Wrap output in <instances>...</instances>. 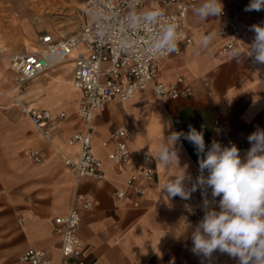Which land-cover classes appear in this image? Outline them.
Masks as SVG:
<instances>
[{"label": "crops", "instance_id": "0c3cea01", "mask_svg": "<svg viewBox=\"0 0 264 264\" xmlns=\"http://www.w3.org/2000/svg\"><path fill=\"white\" fill-rule=\"evenodd\" d=\"M249 2L222 0L228 13L247 25L237 40L238 57L220 53L224 42L218 36L223 26L221 17L200 21L196 9L188 13L185 29L194 41L157 63L156 80L168 84L181 76L192 88L189 95L160 101L148 85L126 101L114 99L93 115L95 153L105 175L99 180H76L62 159V153L70 155L78 150L66 140L83 127L75 113L80 93L71 84L73 63L66 60L51 67L21 92L0 53V104L9 102L1 95L9 91L32 107L67 113V119L52 133L51 143L18 109H0V264H27L20 262L19 255L28 246L46 249L52 264H57L60 235L55 231L54 217L67 211L75 192L94 201L93 209L81 211L77 231L87 264H237L227 254L216 253L211 260L194 255L191 230L202 218V208L191 212L184 201L169 199L161 191L170 177L192 170L198 160L194 146L186 140L177 146L180 168L175 164L166 168L154 157L164 136L170 131L187 132L189 125L198 131L203 127L208 145L217 139L215 122L223 124L242 156L250 147L247 136L257 127L264 128V65L247 58V45L254 36L249 29L264 24V11H244ZM201 3L203 0H198L197 7ZM34 35L28 33L25 24L0 14L2 44L14 46L22 37ZM206 36L211 39L204 44ZM70 106L72 114L67 110ZM123 125L132 133L128 140L131 167L141 164L142 154L151 157L154 176L145 183L143 196L122 186L125 175L119 174L107 157L113 147L111 136ZM31 147L42 151L45 165L35 164L28 157ZM115 186L124 189V198L113 196Z\"/></svg>", "mask_w": 264, "mask_h": 264}, {"label": "built area", "instance_id": "2783aa9c", "mask_svg": "<svg viewBox=\"0 0 264 264\" xmlns=\"http://www.w3.org/2000/svg\"><path fill=\"white\" fill-rule=\"evenodd\" d=\"M154 5L147 7V3ZM198 0H85L83 10L85 20L79 27L65 35L44 31L37 35V48L13 50L5 54L9 69L13 72V81L19 91H24L27 84L38 75L56 64L71 60L73 63L72 84L79 91L76 116L83 122V127L73 132L66 140L70 147L76 146L74 154L62 153L63 163L74 172L75 179L90 177L99 180L105 178L101 160L95 153L93 142V115L105 109L114 99L126 101L150 85L160 101L185 97L191 89L183 77H177L172 83L156 80L157 63L182 50L183 45L193 43L186 31L187 15L197 8ZM154 10L161 12L155 20H148L145 14ZM223 26L218 36L224 41L220 47L222 55H231L237 50L240 39L247 25L231 16L227 9L220 16ZM169 24L177 25V51L167 53L154 48L163 29ZM9 102L0 104V109L9 112L18 109L25 114L34 128L49 142L53 143L52 133L67 119V113L61 110L53 113L50 108L32 107L17 95L1 93ZM214 131L222 145H229L226 127L215 122ZM131 130L123 125L111 136L113 147L107 157L116 171L125 175L122 186L135 195L143 196L145 183L152 180L154 168L150 166L151 157L142 154L141 164L131 167V154L128 140ZM106 146V140L102 142ZM33 163L42 165L44 156L39 148L31 147L27 151ZM198 160L186 176L193 181L198 175ZM117 199L125 196L120 186L112 192ZM67 211L54 217L55 231L60 235L57 264H87L77 234L81 211L94 208V201L87 199L80 192H75ZM210 197V190H209ZM184 201L195 212L203 203L200 190L192 193ZM134 206L138 202H133ZM20 262L27 264H52L49 253L44 248L26 247L19 255Z\"/></svg>", "mask_w": 264, "mask_h": 264}, {"label": "clouds", "instance_id": "9594fccd", "mask_svg": "<svg viewBox=\"0 0 264 264\" xmlns=\"http://www.w3.org/2000/svg\"><path fill=\"white\" fill-rule=\"evenodd\" d=\"M244 11H264V0H250ZM223 13L222 0H203L196 8L200 21ZM160 15V11L154 10L145 17L155 20ZM249 30L254 36L247 45V58L264 65V24H254ZM210 39L211 36H206L203 43ZM177 44V25L169 24L154 48L171 53L177 51ZM232 55L238 57V50L234 49ZM182 140L195 148L198 175L194 181L185 172L172 176L161 191L169 199L178 196L189 200L193 192L200 190L203 216L191 230L192 253L203 260H211L219 253L227 254L237 264H264V128L257 127L247 136L250 147L242 156L234 143L222 145L213 139L206 145L203 127L198 131L189 125L187 132L170 131L164 136L154 157L156 162L166 168L173 164L180 168L177 146Z\"/></svg>", "mask_w": 264, "mask_h": 264}, {"label": "rangeland", "instance_id": "374dc122", "mask_svg": "<svg viewBox=\"0 0 264 264\" xmlns=\"http://www.w3.org/2000/svg\"><path fill=\"white\" fill-rule=\"evenodd\" d=\"M84 1L85 0H0V14L3 17L11 18L17 23L25 24L28 33L35 34L34 38L33 36L22 37L14 46L2 44L1 42L0 46L5 45L17 50H23V45L16 47L17 44L21 43L24 44L25 48L31 50L37 46L36 36L44 30H53L58 35H68V33L76 30L86 18L82 6ZM150 5H154V3L146 4L147 7H150ZM14 49H10V51ZM6 52L9 51L7 50ZM72 109L73 107L70 106L67 110L72 114ZM42 165H45V161Z\"/></svg>", "mask_w": 264, "mask_h": 264}, {"label": "bare ground", "instance_id": "6f19581e", "mask_svg": "<svg viewBox=\"0 0 264 264\" xmlns=\"http://www.w3.org/2000/svg\"><path fill=\"white\" fill-rule=\"evenodd\" d=\"M82 6H84V5H82ZM81 7V6H80ZM23 45V47L25 48V46H24V44H22ZM37 48V46L35 47V48H33V49H36ZM10 49H14L13 47L11 48V47H8V46H0V53L1 54H3V55H5V54H7L8 52H6L7 50L8 51H10ZM32 49V50H33ZM14 50H17V49H14ZM72 84V83H71ZM73 85L74 84H72V87H73ZM14 86H16L15 84H14ZM74 88V87H73ZM16 89L18 90V88H17V86H16Z\"/></svg>", "mask_w": 264, "mask_h": 264}]
</instances>
